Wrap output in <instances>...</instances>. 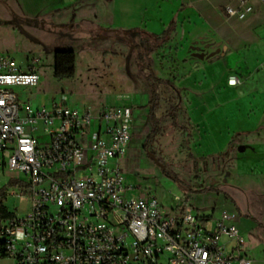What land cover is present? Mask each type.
<instances>
[{
  "label": "built area",
  "instance_id": "built-area-1",
  "mask_svg": "<svg viewBox=\"0 0 264 264\" xmlns=\"http://www.w3.org/2000/svg\"><path fill=\"white\" fill-rule=\"evenodd\" d=\"M251 10L245 0L226 6L239 18ZM38 62L0 53V189L4 201L9 194L28 200L24 214L8 211L0 219V261L252 264L235 213L200 216L184 194L163 204L133 192L138 186L127 182L120 160L145 143L148 109L113 104L79 110L64 98L50 107L20 101L15 88L39 83Z\"/></svg>",
  "mask_w": 264,
  "mask_h": 264
},
{
  "label": "rangeland",
  "instance_id": "rangeland-1",
  "mask_svg": "<svg viewBox=\"0 0 264 264\" xmlns=\"http://www.w3.org/2000/svg\"><path fill=\"white\" fill-rule=\"evenodd\" d=\"M25 1L26 11L32 14L46 0H0V53L19 63L33 57L39 59L40 81L36 86L15 88L19 100L50 107L64 98L68 106L79 110L113 104L148 109L150 131L154 126L157 131L148 150L163 169L149 158L144 144L131 146L120 164L127 182L138 186L133 192L154 195L163 204L171 203L176 194H184L200 216L235 213L233 223L246 237L245 249L264 256V242L258 241L254 232L256 219L264 221V153L246 150V141L241 139L222 153H195L186 107L158 65L164 60L161 39L123 35L110 28L84 34L70 16H24L20 6ZM62 50L75 53L72 78L54 75V56ZM147 65L153 69L157 66L155 73L160 80L153 81L154 93L147 79ZM166 175L177 177L184 185ZM208 188L213 189L208 196L210 206L201 208L197 194L209 192L205 190ZM4 205L9 212L24 214L28 200L9 194ZM0 264L11 261L1 260Z\"/></svg>",
  "mask_w": 264,
  "mask_h": 264
},
{
  "label": "crops",
  "instance_id": "crops-1",
  "mask_svg": "<svg viewBox=\"0 0 264 264\" xmlns=\"http://www.w3.org/2000/svg\"><path fill=\"white\" fill-rule=\"evenodd\" d=\"M241 1L46 0L32 14L25 1L20 12L26 17H73L88 35L110 28L160 38L164 60L158 65L186 107L195 153H222L239 139L246 141V150L264 153V0H245L252 10L244 18L229 15L226 6L237 8ZM211 193L197 194L201 208L210 206ZM256 222V239L264 242V221ZM244 256L252 264H264V256L251 249L244 247Z\"/></svg>",
  "mask_w": 264,
  "mask_h": 264
},
{
  "label": "trees",
  "instance_id": "trees-1",
  "mask_svg": "<svg viewBox=\"0 0 264 264\" xmlns=\"http://www.w3.org/2000/svg\"><path fill=\"white\" fill-rule=\"evenodd\" d=\"M173 26V22L170 23V27L165 30L162 34L163 36H167L170 32L171 27ZM75 60H76V56L74 51L72 50H62V51H57L55 53L54 56V75L57 78H72L75 75ZM145 69L147 70V79L149 81V85L152 88V92L154 93V85H153V81L155 80H160L155 71L152 69L151 65H147L145 67ZM153 96L150 99V102L153 104ZM153 114V111H151V115ZM156 128L155 126L153 127V129L151 128V131L144 143V148L147 150L149 149V145L150 143L153 141L154 137L156 136ZM168 176L170 179H172L173 181L179 183V185H184V183L178 179L177 177L174 176ZM16 182H10L11 185H15ZM188 188V187H187ZM188 190V189H187ZM206 191H212V188H208L205 189ZM4 192L3 189H0V219L6 216H9L10 213L8 212L6 206L4 205Z\"/></svg>",
  "mask_w": 264,
  "mask_h": 264
},
{
  "label": "water",
  "instance_id": "water-1",
  "mask_svg": "<svg viewBox=\"0 0 264 264\" xmlns=\"http://www.w3.org/2000/svg\"><path fill=\"white\" fill-rule=\"evenodd\" d=\"M149 158L159 167H161L163 169V165L158 161V159L156 158V156L154 155V153L150 152L148 149L146 150Z\"/></svg>",
  "mask_w": 264,
  "mask_h": 264
}]
</instances>
